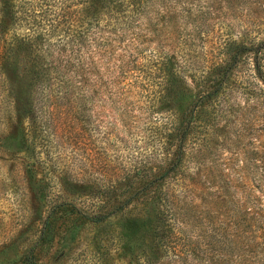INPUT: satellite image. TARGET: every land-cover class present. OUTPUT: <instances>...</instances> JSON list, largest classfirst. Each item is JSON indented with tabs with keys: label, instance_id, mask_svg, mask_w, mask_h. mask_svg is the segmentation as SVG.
Listing matches in <instances>:
<instances>
[{
	"label": "rangeland",
	"instance_id": "374dc122",
	"mask_svg": "<svg viewBox=\"0 0 264 264\" xmlns=\"http://www.w3.org/2000/svg\"><path fill=\"white\" fill-rule=\"evenodd\" d=\"M174 4L181 35L160 44L197 100L182 117L163 109L156 43L115 82L107 59L85 84L31 81L37 55L72 52L82 5L0 0V264H147L121 249L120 228L164 189L180 248L212 243L226 264L236 247L249 262L259 232L246 214H264V0ZM19 41L34 56L23 48L5 72Z\"/></svg>",
	"mask_w": 264,
	"mask_h": 264
},
{
	"label": "trees",
	"instance_id": "16d2710c",
	"mask_svg": "<svg viewBox=\"0 0 264 264\" xmlns=\"http://www.w3.org/2000/svg\"><path fill=\"white\" fill-rule=\"evenodd\" d=\"M178 1L180 0H79L82 8H78L80 13L77 21L81 26L73 36L76 46H70L71 53L61 50L60 53L51 54L49 60L37 55L38 60L32 63L35 70L32 76L28 73V77L31 81H38L40 86L48 87L54 80L51 74L56 71L63 79L59 80L61 89L68 88L66 84L70 81L85 84L87 77L97 79L96 69L103 65L105 68V65H108L104 64L107 59L111 67L105 68L106 79L115 82L119 78L116 72L125 76L138 67H144L140 56L146 62L147 56L144 52L150 50L149 45L156 43L157 48L154 51L158 53L160 65L156 70L160 73V84L167 90L166 94L160 96L164 103L163 109L169 115L182 117L187 107L196 104L197 100L177 67L173 49H166L167 46L162 45L164 43L160 44L161 40L172 42L175 36L181 35L175 24L177 20L174 6L177 5H172ZM151 23L159 26L158 30L153 29ZM161 26H165V29ZM168 34L170 38H166ZM15 47H11L15 53L4 54L2 67L5 72L8 70L7 65L14 66L8 60L17 61L24 51L23 48L28 51L26 57L30 59L34 56L31 55L33 47L29 42L19 41ZM81 54H85L86 62H81ZM29 79L27 78L28 82ZM144 189L140 190L138 197L146 193L147 190ZM174 203L169 190L164 189L152 199V205L142 217L124 218L120 228L121 249L131 250L138 259H144L147 264H217L212 243L207 244L204 250L198 246H192L191 250L188 249L190 246L180 248V244L175 243L177 238L174 227L178 225V221L169 211L170 207L173 211ZM262 214V211L246 214L249 229L256 228L254 232H259L258 236L250 238L249 262L244 263L248 251L236 254L239 260L234 262L235 252H238L234 247L228 248L230 251L227 250L229 255L226 256V264H264V214ZM211 223V220H207V224ZM211 239L212 237H209V240ZM218 253L221 262L222 251ZM191 256L198 262L192 261Z\"/></svg>",
	"mask_w": 264,
	"mask_h": 264
}]
</instances>
